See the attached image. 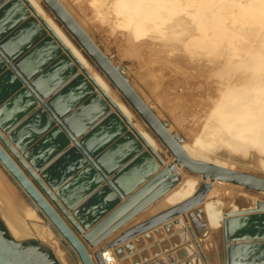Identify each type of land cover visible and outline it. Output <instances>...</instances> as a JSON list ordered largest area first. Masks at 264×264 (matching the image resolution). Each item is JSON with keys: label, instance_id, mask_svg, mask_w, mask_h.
<instances>
[{"label": "rangeland", "instance_id": "obj_1", "mask_svg": "<svg viewBox=\"0 0 264 264\" xmlns=\"http://www.w3.org/2000/svg\"><path fill=\"white\" fill-rule=\"evenodd\" d=\"M39 1L44 5L42 0ZM59 1L111 63L119 68L143 101L165 123L167 129L175 133L181 141L195 146L192 147L193 149L197 147L196 151L200 149V152L230 160L234 166L237 164L245 170L256 172L254 175L264 174V167L259 163L262 160L264 163L263 142L262 145H257L241 133H237L238 121L234 118L227 121V118L220 113V107L215 108L224 88L236 85L252 75V57L256 54H264V0H148V2L144 0V3L139 4L134 0H129L130 2L128 0ZM10 2H18L26 6L23 0H9L7 4ZM7 4L1 7L4 8ZM138 8H141L140 11ZM43 11L50 19L56 20V25L71 39L74 47L81 50L83 56L87 58L73 36L51 11L44 8ZM23 22L24 19L19 20L17 24ZM55 60L56 58L53 57L49 64ZM68 62L74 63L69 56ZM88 63L89 67L86 70L91 74L95 72L102 76L108 85L107 92L101 94L102 100L106 102L108 97L112 99L114 96L116 99L122 98L121 102L128 105L106 76L92 62ZM79 74L80 72L74 73L66 85L74 82ZM111 89L120 93V98L113 94ZM91 94L78 99L79 101L74 105L75 109L72 108L79 111L76 115L78 119L87 118L93 113L90 104L93 98ZM39 98L42 99L40 95ZM130 109L133 110L131 107ZM110 115V113L105 116L100 115L97 123H103ZM57 120L62 122V118ZM229 121L232 123L229 124ZM133 124L140 130L138 121ZM91 125L78 134H68L73 142L72 146L80 142L79 138L82 134L93 132L96 125ZM122 135L123 133L119 134L113 140ZM9 143L13 144L11 141ZM17 150L19 151L18 148ZM160 155L166 164L172 161L167 154ZM19 167L22 168L20 165ZM178 170L181 172L182 168ZM0 174L7 179L14 190H18L10 177L1 172ZM105 175L109 180L112 179V173ZM100 177L104 182L101 186L108 184L107 178ZM216 190L217 194L213 200L218 198V202L222 201L220 204L216 200L213 204L217 208L239 203L242 198L241 191L234 189H226V191L218 188ZM22 198L27 210H30V213L26 214L24 224L30 223L34 226L35 223L44 226L40 215L32 209L23 196ZM217 203L220 205L217 206ZM160 210L162 209L155 203L141 212L132 224ZM200 212L202 210L193 221L187 215L186 219H182L181 225H172L169 231H165L162 226L157 231L151 230L150 233L153 235L150 239L143 235H140L136 241L134 238L131 239L133 244L131 252L125 249L119 259L115 257L113 248L109 249L112 250L117 264H232L230 260L232 249L237 247L236 255H242L245 253L244 247H248L252 242H238L241 238L228 236L226 226L228 219L231 218L229 214L227 216L224 213L220 226L215 229L208 226L205 212ZM0 216L4 220L2 213ZM47 233V239L38 238L51 245L59 264H76V260L61 245L56 235L50 229ZM117 233L118 231L99 244L105 246ZM183 236L186 237L185 240ZM190 242L191 246H188ZM58 243L60 248L57 247ZM257 244L264 245V239ZM138 248H141L140 252ZM129 253H134V256L130 257ZM66 256L69 257L70 262L65 261ZM92 259L97 264L93 256Z\"/></svg>", "mask_w": 264, "mask_h": 264}, {"label": "bare ground", "instance_id": "obj_2", "mask_svg": "<svg viewBox=\"0 0 264 264\" xmlns=\"http://www.w3.org/2000/svg\"><path fill=\"white\" fill-rule=\"evenodd\" d=\"M25 1L28 4V6L24 8L26 10V14L28 15L27 18L33 19L34 21L37 20L38 23L40 22V31L42 32V39L44 40L41 43H52L56 45L58 48L60 59L67 60L68 56L70 55V58L74 63H72V67L69 71H63L61 73V76L57 79L52 78V80H48V78L45 77V73H49L51 71V69L49 70V67L53 66L51 65L53 62H51L50 64L48 62L43 69H39V63L41 64L43 63V61L45 62L48 59L47 56H44V60H42V57H40L39 59L32 58L37 53L36 47L41 40L37 42L34 39H30L31 41L27 42L28 44L25 45L24 52L15 51L17 45H21V43L19 42L22 40L18 37L17 28H23V25L19 27L17 25L16 27L11 28V30L8 31H4L2 29V26L0 25V111L4 110V106L7 104H13V106H15L11 109L9 113L10 118L6 122H3V114L0 112V132L3 135L0 136V146L3 149L5 148L4 150L6 152L8 151L12 155L11 157V155H9V153L7 152V154L13 159V161H16L15 164L17 165V167L25 174V176L29 178L33 185L45 197L48 203L57 211L58 215L69 225V227L72 228L71 224L66 218V215L53 203L51 198L42 189L41 185L37 183L35 177H37L38 180H40L42 184L49 189L51 194L62 205L64 203L61 200V193H63L62 190H64V192L69 191V184L72 181L78 180L80 176L82 177V173L92 167L94 161L97 163L98 158H102L106 155L108 156V154L109 156H112L110 152L111 150L106 151L107 147H104V149L99 148V150H97L96 148L94 151H85L86 148L81 146V137L86 134H82L80 136V146H72L73 142L71 141V137L68 135L67 130L61 129V126H58V124H60L61 122L57 120V118H63V116L61 115L62 112L67 115V118H64L67 119L65 121H69L68 118L71 112L68 114L67 112L69 108L72 107L70 103L74 101V98H71L70 100L66 101L65 99L69 90L73 88L76 83L72 82L70 85H66V83L74 73L80 72L77 80H86L87 78V83L89 84V92L92 93L91 95L93 97L98 98V100L104 101L102 100L103 96H101V94L107 92L108 85L106 84V80L104 79V81L102 79V76L96 74L95 72H92L91 74L86 70L89 67V61L92 62L97 67V69L100 70V68L90 59V57L85 53L83 49L82 50L87 58L83 56L81 50H77L74 47L75 45H73L71 39H69L66 33L62 31V29H60L58 25H56V20L54 21L50 19L47 14V16L44 14L45 12L43 11V8L45 10H47L48 8L42 5L39 0ZM128 1L125 2L127 3ZM134 2L139 4L144 3V0H134ZM139 9L141 8H138V10ZM9 36L13 39V41H8ZM255 42L257 43V41ZM251 66L252 69H250L253 70V73L248 79H243L242 82L238 81L239 83H237L236 85L233 84L229 85L228 87L225 86L226 88L223 87L224 91L220 94V99H217L218 101L215 105V108L220 107L219 111L223 115V117L227 118V121L231 118H234L238 121L239 129H237L239 132L237 133H241L248 140L257 143V145H262V142L264 145V54L254 55L251 59ZM87 74L88 77H86ZM4 85L6 86L5 88ZM112 91L114 92L113 94L119 96L120 93H116L115 90ZM39 95L42 97V99L39 98ZM107 96H109V94ZM59 98L62 99L61 104H55V99ZM112 99L116 98H114L113 96ZM112 99L108 97V101H104V110L102 109L104 113L111 114L110 119L108 121L115 120L114 118H118L122 126L121 133L125 134L128 137L133 136L136 138V144H138V146L141 148V151L144 152V156L146 155L148 160L151 161L150 164L156 166L155 168H152V170L159 171L172 163L175 165V162H173L174 157L167 151V149L161 143L157 135L141 119L138 113H134V110L130 109L131 106L129 104L128 105L130 107L122 103V98H120L121 100L116 99L117 101H113ZM75 112L76 110H74V113ZM98 114L100 115V113H97L91 118H88L86 119V121L82 122L83 126L88 127V125L91 124V126H94L97 123V119L99 118V116H96ZM11 116L13 117V119H11ZM16 120H18V122L16 123L18 127L10 133V130H6V128L8 127V125L11 124V122ZM65 121H63L64 124ZM136 121H138L140 124V130L136 129V126L133 124V122L136 123ZM230 123L232 122L229 121V124ZM58 129H61L63 133L58 138H55L52 135L55 131H58ZM168 131L176 135L170 129ZM1 137H4L6 140H8V142H14L13 144H11V149L3 143ZM102 137H106L107 141L108 135L103 136L102 134ZM197 139L199 141V138ZM46 141L49 143L48 147H44L45 144L40 148L37 146L40 143H45ZM180 143L185 152L193 158L207 161L231 170L240 171L244 173L248 172V174L251 175H254L256 173L250 172V170H245L242 167H239L237 164H235L236 166H234L233 163H230L229 159V161L223 160L221 158L216 157L215 155L200 152V149H197L196 151L195 149L197 147L193 149L192 147L195 146H191L189 143L187 144L184 141H180ZM17 148L20 149V152L17 150ZM42 149L44 150L42 151ZM151 150L154 151L153 153H155L156 157L151 152ZM162 153L167 154L169 157H171L172 161L166 164L162 156L160 155ZM127 157L123 158L121 161H124ZM32 158L37 159L39 162H36L35 160L31 161ZM43 163L44 166L41 165ZM259 163H261V166L264 167L263 160ZM19 165L22 168H20ZM25 165L31 169L30 172L33 175L27 171ZM179 168H182L181 172H179ZM0 172L10 177L14 185H16L19 190H14V188H12L11 185L7 182V179H4L0 174V213H2L4 217V222L11 235L17 239L36 238L39 240L40 238L38 237H43L47 239V231H49L50 229L56 235L58 241H60L62 244L65 243L66 248L65 246L64 248L76 260V264H82V262L78 258L76 251L65 240L61 233L56 229L54 224L47 218V216L43 213L40 207L34 202V200L23 189V187L19 184V182L9 171V169L4 166L1 161ZM176 173L178 175L179 182L175 186H173L167 193L161 196V198L153 202L149 207L157 203L158 208L164 209L168 206L177 204L193 196V194L197 191L199 185L202 182L210 183L212 188H210L209 192L207 193L201 204L194 206L193 208L189 209L187 212L176 217L175 219H186V216L188 215L193 221L196 218L198 212L202 210V212L200 213L205 212L207 217L206 220L208 221V226L210 228L216 229L220 226L224 213H226V215L228 216V214L232 215L250 210L253 211L257 209L260 204L264 203V190H257L254 188H249L242 184H236L218 179L210 182L208 178L204 179L202 174L190 172L184 167H176ZM50 176L52 177V179L48 180V177ZM254 176L264 178V174H257ZM103 183L104 182L101 181L99 186L96 187V189H98ZM216 188L225 190L234 189L235 191H241L242 198L240 199L239 203L228 204L226 207H223L222 205L221 207L217 208L215 205H213L218 199H214L215 201L213 200V197H215V195L217 194V192H215L217 191ZM133 190L129 192L127 191V193H123L121 198L119 197L116 200L117 202L115 201V204L120 203ZM19 192L20 194H18ZM218 193H220V191H218ZM76 194L77 193L74 192L71 193L69 195V198L74 197ZM99 195L100 192H97V194L92 199H90L91 203H89L90 201H87L85 204H83L74 211L71 207L67 206L66 204H63L65 211L83 227L84 232H86L90 228V226L95 224L110 211L109 209L100 211L101 209H103V207L96 209L95 212L92 213V215H89V212L85 211L89 206L93 204V199H96ZM237 195L239 198L238 192H236V196ZM22 196L28 201L32 209H35L36 212L40 215L45 227L35 223L34 226L30 223H28V225L24 224V220L27 217L26 214L30 213V210H27ZM67 204L69 203L67 202ZM220 204H218L217 206H219ZM214 207L217 209H215ZM205 214L203 215L204 217ZM241 216L242 215L238 217ZM87 217L91 220H87ZM246 217V220L249 223H255L256 225L264 229V210L247 214ZM133 220H131L125 226L117 230L118 233L121 232L122 229L133 225ZM263 234L264 233H262L261 235ZM78 237L81 238V235H78ZM262 239H264L263 236L246 240L255 241ZM40 241L42 240L40 239ZM99 243H97L90 249L88 248L91 259L92 256L95 259L94 253L99 252L105 264H117L113 253L111 252L112 250L109 249L113 247H106V245L102 246L103 244ZM123 244L124 242L120 243L119 246H123ZM188 246H191V242ZM137 250H139L140 252L141 248H138ZM129 254L130 257L134 256V253Z\"/></svg>", "mask_w": 264, "mask_h": 264}, {"label": "water", "instance_id": "obj_3", "mask_svg": "<svg viewBox=\"0 0 264 264\" xmlns=\"http://www.w3.org/2000/svg\"><path fill=\"white\" fill-rule=\"evenodd\" d=\"M23 1L26 3L25 0ZM8 2L9 0H0V8ZM42 2L48 10L51 11L53 16L58 19L69 31L78 45L100 68L112 85L117 88L133 110L138 113L141 119L157 135L167 151L174 157L173 162H175V165L172 163L159 171H153L152 168H155L156 166L150 164L151 161L148 160L146 155L144 156V152L141 151V148L138 144H136L137 141L135 137H128L123 134L118 139L113 140V138L121 134L122 130V126L118 118L108 121L110 119L109 116L103 123H96V126L94 125L95 127L93 132L86 133V135L82 137L81 146L86 148L85 151H94L96 148L99 150V148L104 149V147H107L106 151L111 150L110 152L112 156H109L108 154V156L106 155L102 158H98L97 163L94 161L92 167L82 173V177L80 176L78 180L72 181L69 184V191L64 192V190H62L63 193H61L63 198H61V200L64 202L63 204L71 207L74 211L87 201H90V199H92L97 192H100V195L96 199H93V204L85 211L89 212V215H92V213L100 207H103L100 211L108 209L110 211L99 221L90 226L86 232H84L83 227L65 211L64 205H61L60 202L51 194L49 189L44 186L37 177L33 176L35 177L37 183L41 185L45 193H47V195L51 198L53 203L66 215V218L72 228L69 227V225L58 215L57 211L39 192V190L33 185L29 178L25 176V174L17 167L13 159L0 146V161L9 169L23 189L29 194V196L40 207L47 218L54 224L65 240L76 251L82 264H94L89 254L88 246L93 247L97 243L115 234L117 230L125 226L131 220L135 219L141 212L147 209L157 199L161 198V196L167 193L179 182L176 167H184L190 172L200 173L204 179L208 178L210 182L218 179L242 184L257 190H264V178L224 168L207 161L193 158L187 154L180 143L181 140H179V137L168 131L165 124L143 101L125 76L121 73L119 68L111 63L110 59L95 44V42H93L90 36L77 23L63 4L59 0H42ZM26 6H28L27 3ZM26 6L18 2H10L7 4L0 10V25L4 31L11 30V28L16 27L17 25L18 27L23 25V28H17L18 37L22 40L19 42L21 45H17L15 51L24 52L25 45L28 44L27 42L31 41L30 39H34L37 42L41 40L36 47L37 53L32 58L39 59L42 57V60H44V56H47L48 59L45 62L43 61V63H39V69H43L53 57L56 58L55 61H52L53 63L51 65L53 66L49 67V70L51 69V71L49 73H45V77L48 78V80H52V78L57 79L61 76L63 71L67 72L70 70L72 63L68 62V59H60L56 45L52 43H41L44 40L42 39V32L40 31V22L38 23L37 20L34 21L33 19L27 18L28 15L24 9ZM23 19L24 22L22 24H17L19 20L21 21ZM8 41H13V39L9 36ZM73 83H76L75 86L70 89L71 91L69 90L66 99L64 98L65 101L74 98V101L70 103L72 107H70L67 112V114L71 112L68 118L69 121H65L67 119L64 118H67V115L61 112V115L63 116L62 119L64 120L60 123L61 128L63 130L66 129L69 135L70 133L78 134L82 132L83 129L86 128L83 126L82 122L91 118L95 114L100 113V115L103 114V116L107 114L103 112V106L105 104L104 101L93 97L90 100L93 113L87 118L84 117L82 119H78L76 115L79 111L76 109L75 114L74 110H71L79 101L78 99L86 96V94H90L89 84L85 79H76ZM5 87L6 86L4 85V88ZM54 102L55 104H61L62 99H55ZM14 107L15 106H13V104H7L4 106V110L0 111L3 114V122L9 120V113ZM100 115L98 114L96 116ZM11 119H13V117ZM63 121H65V124ZM17 122L18 120L11 122L6 130L9 129V132L11 133L13 130L17 129ZM97 122L99 121L97 120ZM62 133L63 131L58 129V131H55L52 136L58 138L62 135ZM102 134L103 136L108 135L107 141L106 137H102ZM0 136H3L1 132ZM1 139L7 147H11L8 140L4 137H1ZM43 145L44 147H48L49 143L46 141L45 143H40L37 146L40 148ZM77 146H80V144L78 143ZM43 150L44 149H42V151ZM151 152L153 153L154 151L151 150ZM153 154L155 155V153ZM125 157L127 158L124 161H121ZM32 160L39 162L37 159L32 158L31 161ZM41 165L44 166V163ZM25 167L28 172L31 171L28 166L25 165ZM105 172L112 173V179L109 180V178L105 175ZM100 176L107 178L108 184L100 186L96 189L102 181ZM50 177H48V180L52 179V177ZM210 188V183L202 182L193 196L177 204L168 206L159 212L126 227L121 232L117 233L114 238L107 241L106 247H113L115 256L117 258H121L125 249L131 252L133 246L131 239L134 238L136 241L140 235L150 239L153 235L150 233L151 230L157 231L158 228L162 226L165 231H169L172 225H181L182 219L175 218L184 214L194 206L201 204ZM131 190L133 191L125 199H123L120 203L115 204V201L119 197L121 198L123 193H127V191L129 192ZM73 192L77 194L74 197L69 198V195ZM67 202L69 204H67ZM89 203H91V201ZM260 210H264V203L260 204L254 211H246L230 215L231 218L228 219V225L226 226L228 236L241 238L238 242H252L249 243L248 247H244L243 250L245 253L242 255H236L238 252L237 247L232 249L230 252V260L232 264H264V245L261 246L260 244H257V242L261 240H246L262 236L264 237V234L261 235L264 233V229L262 227L256 225L255 223H249L246 220L247 214ZM240 215L244 216L238 217ZM86 219L91 220L88 217ZM0 222L4 226V228H2L0 223V264H59L57 255L53 252L49 243L42 242L36 238L17 239L11 235L1 216ZM78 235H81V238L78 237ZM183 238L184 240L186 239L184 236ZM122 242H124L123 246H119ZM61 245L66 248L65 243H61ZM57 247L60 248V243H58ZM63 256L65 255L63 254ZM94 256L98 264H105L99 252H95ZM65 261L70 262L69 257L66 256ZM135 262L137 263V261Z\"/></svg>", "mask_w": 264, "mask_h": 264}, {"label": "flooded vegetation", "instance_id": "obj_4", "mask_svg": "<svg viewBox=\"0 0 264 264\" xmlns=\"http://www.w3.org/2000/svg\"><path fill=\"white\" fill-rule=\"evenodd\" d=\"M1 223V222H0ZM2 228H4L3 224L1 223Z\"/></svg>", "mask_w": 264, "mask_h": 264}]
</instances>
